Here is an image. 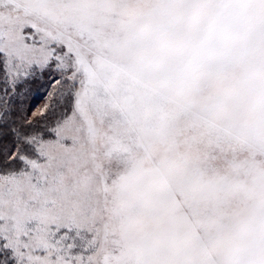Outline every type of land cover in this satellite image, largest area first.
Here are the masks:
<instances>
[{"label": "rangeland", "instance_id": "1", "mask_svg": "<svg viewBox=\"0 0 264 264\" xmlns=\"http://www.w3.org/2000/svg\"><path fill=\"white\" fill-rule=\"evenodd\" d=\"M0 53L74 85L0 178L3 263L264 264V0H0Z\"/></svg>", "mask_w": 264, "mask_h": 264}, {"label": "trees", "instance_id": "2", "mask_svg": "<svg viewBox=\"0 0 264 264\" xmlns=\"http://www.w3.org/2000/svg\"><path fill=\"white\" fill-rule=\"evenodd\" d=\"M68 80L67 72L48 65L10 86L0 53V178L23 172L36 158L37 139L51 138L54 127L69 115L74 85ZM8 262L0 259V264Z\"/></svg>", "mask_w": 264, "mask_h": 264}]
</instances>
